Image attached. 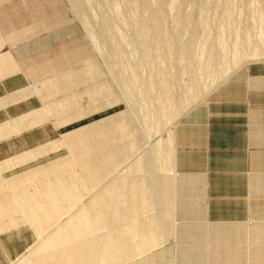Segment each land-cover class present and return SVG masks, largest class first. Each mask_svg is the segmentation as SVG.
<instances>
[{
	"label": "rangeland",
	"instance_id": "rangeland-1",
	"mask_svg": "<svg viewBox=\"0 0 264 264\" xmlns=\"http://www.w3.org/2000/svg\"><path fill=\"white\" fill-rule=\"evenodd\" d=\"M141 1L160 13H143L145 8L129 0H0L1 45L40 85L34 92L39 102L31 103H40L37 113L47 118V131L34 136L47 145L44 153L0 165L12 169L28 163L17 177L0 175V203L17 200L19 191L13 192L11 183L66 162L72 166L39 185H71L73 179L82 185L70 188V202H63L59 215L42 228L22 222L21 215H16V228L0 220L1 238L16 245L9 264H34L30 258L42 255L36 252L44 238H66L72 232L69 223L82 213L92 223L90 234L80 237V245L86 238L85 249L95 258L88 264L102 263L93 241L109 245L118 238L120 257L108 255L109 264H189L180 260V248L190 250L191 230L201 244L204 238H217L218 227L225 226L219 222L226 221V238L229 227L237 230L230 238H253L254 228L264 227V191L250 185L260 165L256 156L264 153L259 137L264 133V0ZM142 19H155L149 35L160 39L139 28ZM104 20L112 28H103ZM115 114L126 116V122L84 143L92 145L90 157L97 162L109 159L101 154L105 143L124 146L123 151L112 160L110 172L98 173L89 183L78 148L63 144L64 137ZM35 154L41 155L30 162ZM187 157L194 162L186 165ZM151 180L155 194L163 190L160 203L153 202L158 207L147 195L141 204L145 209L137 207V217L128 221L144 227L149 246H139L128 258L135 247L131 238L143 237L138 231L130 238L132 228L122 224V217L130 211L126 207L139 206L132 202L143 198ZM165 182L167 189L162 188ZM174 203L179 204L175 210ZM194 203H199L196 211L189 209ZM158 222L165 228L159 229L162 237L153 228ZM68 238L75 237L71 233ZM234 245L254 250L250 242ZM203 246L212 255L207 240ZM213 263L208 257L204 264ZM240 264L255 263L245 259Z\"/></svg>",
	"mask_w": 264,
	"mask_h": 264
},
{
	"label": "bare ground",
	"instance_id": "bare-ground-1",
	"mask_svg": "<svg viewBox=\"0 0 264 264\" xmlns=\"http://www.w3.org/2000/svg\"><path fill=\"white\" fill-rule=\"evenodd\" d=\"M129 2L130 4H132V6H136V5L138 6L140 4V6L145 8L143 13H151L152 15H157L158 13H160V11L150 8L145 1L140 2V0H129ZM155 23H156L155 19H142L140 21L141 25L139 28H141L142 31H146V33L148 34L147 36H149L150 38L158 39L159 38L158 36L151 37L149 35L151 29L154 28ZM111 24L112 23L110 21L104 20L103 28L105 29L112 28ZM152 45L153 43L151 42L148 45V48ZM183 56L185 57L183 58L186 59V61H190L189 65H191L192 59L190 55L186 52L183 54ZM188 69L191 70L190 66ZM123 81L126 82V80H123ZM151 81L153 80L151 79L150 82ZM190 94H192V91ZM132 105L130 104L128 106L130 110H128L127 113L129 115L133 114L131 111ZM119 115L120 114H115L114 117H111L108 121H105L100 125H94L88 128L81 127L80 129H78L79 132H75L77 131L75 130L74 131L75 133L73 134L71 133L72 135L69 133V135L64 137L63 144H65L69 148L71 147L78 148V155H79L78 161L82 164L81 168L84 170L85 174H88V175H85L87 181L88 180L90 181V178L92 179V177L97 176V174L100 172L102 173L110 172V170L113 169V166L111 164L112 160L115 159L116 156H118V153L123 151L122 148L124 146H116V145H111L108 143L103 144L102 148L103 147L104 148L103 150H101V154L109 156V159L108 160L103 159L97 162L91 159L90 157L93 154L94 150H92V148H89L88 146H92V145L87 144L85 146L84 141L88 140L89 138H92L95 135L104 134L103 131L111 130L114 124H122L123 122H126L124 121L125 120L124 118L126 116H122V115L119 116ZM28 160L29 159H24V162L26 163ZM71 166L72 164H69V162L62 163L60 164V166L59 164H57L47 170H40V173L27 175L23 177L21 180H19L17 183H11L10 189L13 192L19 191L18 196L14 197L17 200L13 202L10 201L9 204H6L7 202L0 203V220H5V222H7L8 225L13 226L15 228L18 227V224L20 223L19 222L16 224V221H15L16 215L22 216V220H21L22 222H27L31 224L37 223L34 225V227L35 226L37 227L39 226L38 224H40L39 227L42 228V226H44L45 224H48L49 219H52L53 217H55V215H59L60 211L63 209L62 207L63 202L65 201H67V203L70 202V199L73 197L72 194L74 193V191H71L70 188H79L82 185H79V182L74 179L71 185L62 184V185H58L55 187L51 183H48V185H45V186H41L39 185V183L41 184V182H44L46 179L50 180V177L55 176L61 170L62 171L67 170ZM89 183H91V181ZM135 185L138 186V183H136ZM158 186L159 185H157V187ZM155 187L156 186H154V181L151 180L149 190L147 191V189L145 190L143 189V194H144L143 198L138 196L137 199L133 200L132 202V205H133V203L135 204V202L138 201L139 206L132 207V208H129L130 206L126 207L130 211L128 213H124L122 217V220L124 222L122 224H127L128 221H131V219L137 217L138 215V212L136 211L137 207L144 210L145 206L143 205H145L144 202H147L148 198H149L150 204L151 205L153 204L154 208L158 207V205L154 204L153 202L157 201V203H160L158 201L160 200V196L163 194V190L160 189V193L155 194L156 192ZM162 188H166V189L168 188L167 182L164 183ZM130 194H131L130 191H127V195L129 196ZM147 195H148V198L145 197ZM165 195H167L166 190H165ZM151 196H153V199L150 198ZM164 198L166 199L167 197H164ZM153 207L150 206V208H153ZM90 218L91 217H89V215H87L86 213L85 214L82 213V215L80 214L77 215L75 217V221L72 223H69L70 229L72 230V232L70 231L69 235H71L72 233V235L75 238H68L69 235L66 238H44L45 240H44L43 246L41 250L40 249L37 250L36 254L40 252L42 254L41 258L47 257L48 262H49L48 264H82V262L84 264H88V262H90L92 259H95V258L92 257L91 259L89 257V254L87 253L88 251H86L85 249L87 248V244L84 243L87 241L86 238H83L84 240L83 244L80 245L81 243L80 237L84 236L86 233L90 234L89 229L90 227H92V223L88 222ZM128 226L132 228L130 238L133 234L136 235L138 231H140V234L143 237V238H139V241H138V238H131L132 241H135L134 242L135 247L130 249V254L128 255L130 257L127 256L128 258H131V254L135 253L134 250L136 248H138L139 246H149V242L146 237V233H145L146 231L142 230V228H144L143 226L138 225L137 223L135 224V223H130V222L128 223ZM160 227L163 230L164 228L163 223L161 224L160 222H158L157 224L153 225L154 230L156 229V235L159 237H162L161 233H159ZM0 232H3L1 227H0ZM35 233L38 236L37 230H35ZM63 234L67 235L66 233H61L58 235L63 236ZM124 235L126 236L127 234H124ZM117 239L118 238L111 239V241L109 242V245L103 244V242L99 243L100 241H98V244H96V241H93L94 245H96L95 247H97L96 249L100 253L99 254L100 256H98V258L102 259L101 264H109L108 260H106V257L108 255L110 256L118 255L117 257H120L119 253L121 251V248H119L117 245L119 244L118 243L119 241ZM125 240H126V242L124 241L125 243L129 241L128 238H126ZM113 242L117 246L113 247ZM47 247H49L50 250L45 252V248ZM106 250H107V255L105 254ZM45 253H46V256H45ZM85 253L87 255H85ZM157 262L163 263L160 260H158ZM18 264H21V263H18Z\"/></svg>",
	"mask_w": 264,
	"mask_h": 264
},
{
	"label": "crops",
	"instance_id": "crops-1",
	"mask_svg": "<svg viewBox=\"0 0 264 264\" xmlns=\"http://www.w3.org/2000/svg\"><path fill=\"white\" fill-rule=\"evenodd\" d=\"M15 56V55H14ZM12 56V51H5V45H1L0 37V165L5 163H13L17 159L25 157L27 154H31L37 151L44 153V149L47 146L45 143L34 140V136L39 132L47 131V123L44 118V114L37 113L40 105H33L32 100H38L39 97L34 94L36 91H40L37 83L29 76H27L21 69L20 64L17 59ZM261 78V77H258ZM45 86V85H44ZM258 88H263L255 85ZM45 89V88H44ZM234 95V92H230V96ZM237 96H241V89ZM234 97V96H233ZM33 117H29L32 116ZM29 117L25 120V118ZM260 139L264 140V133L259 135ZM262 140V141H263ZM51 144V143H50ZM45 146V147H44ZM35 154L32 161H36V157L39 155ZM256 156V166L255 173L256 175L250 185L254 188V191H264V153H258ZM38 159V158H37ZM29 162V163H30ZM186 165L193 163L192 159L185 160ZM28 164V163H27ZM16 166L12 169L1 167L0 175L4 180L12 179L13 177H7L8 172H12L14 177H17L18 174L24 173L25 170H21L23 166ZM189 168V167H188ZM191 168V167H190ZM196 168V167H195ZM12 174V175H13ZM263 178V179H262ZM171 194L174 193V190H170ZM177 190H175L176 193ZM178 203H174L172 209L178 207ZM199 208V203H194L191 205L190 210L196 211ZM236 214V211H234ZM225 224L224 228L218 227L217 238H204L201 241V244L197 243L200 238L195 237L194 230H191L188 235L191 238V248L190 250L184 249L181 246L180 248V260H187L189 264H204L208 257L216 264H232L237 262V264L243 263L245 259H252V262L255 264L264 263V227L257 226L252 231L253 238H230L237 235V230L228 228L226 238V221L219 222ZM243 226V225H242ZM245 229V228H244ZM207 240L212 247L210 248L212 255H207L208 246L204 247L203 242ZM238 241V245L244 242H250L254 245V250L252 251H243V248L240 245V248L235 246L234 243ZM193 243V245H192ZM195 243V244H194ZM195 245V246H194ZM16 248L15 242L8 240L7 238H1L0 236V264H9L13 260V252ZM41 256H35L32 259L34 264H48V258H41ZM212 257V258H211ZM28 257L21 258L26 261ZM23 263L22 260H18L15 263ZM213 263V264H214Z\"/></svg>",
	"mask_w": 264,
	"mask_h": 264
}]
</instances>
